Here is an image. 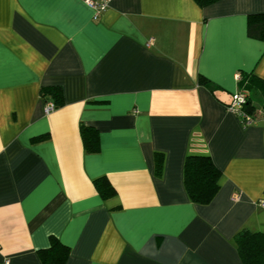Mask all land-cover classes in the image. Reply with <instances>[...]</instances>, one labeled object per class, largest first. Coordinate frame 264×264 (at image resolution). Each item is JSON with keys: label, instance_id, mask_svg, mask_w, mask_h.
Masks as SVG:
<instances>
[{"label": "crops", "instance_id": "obj_1", "mask_svg": "<svg viewBox=\"0 0 264 264\" xmlns=\"http://www.w3.org/2000/svg\"><path fill=\"white\" fill-rule=\"evenodd\" d=\"M93 12L0 0V264H41L51 235L69 246L65 264H242L235 233L264 231V116L243 126L227 104L241 72L264 81V41L247 35L264 0H109ZM46 85L63 91L49 113ZM80 124L97 129L99 151L84 149ZM187 154L222 172L208 204L185 190ZM100 176L114 196H100Z\"/></svg>", "mask_w": 264, "mask_h": 264}, {"label": "trees", "instance_id": "obj_2", "mask_svg": "<svg viewBox=\"0 0 264 264\" xmlns=\"http://www.w3.org/2000/svg\"><path fill=\"white\" fill-rule=\"evenodd\" d=\"M200 7L210 5L218 0H194ZM247 35L251 38L264 41V12L250 13L247 16ZM198 82L207 85L215 92L217 89L210 80L203 75H198ZM238 91L246 93L244 109L257 120L264 116L254 109V100L259 101L264 111V81L259 78H245L241 72L238 79ZM41 95L54 103L55 108L63 103V91L59 85H46L40 88ZM229 104V103H228ZM227 104V105H228ZM80 136L84 149L87 152H97L100 149L99 134L93 126L80 124ZM46 135L38 136L34 140H41ZM163 154L155 153V173L160 175L162 171ZM222 172L214 164L209 154H187L183 164V183L190 200L198 204H208L212 201L220 188ZM94 186L104 199L116 194L115 189L105 176L93 180ZM234 243L242 264H264V231H252L241 228L234 235ZM69 246L62 243L54 235L49 237V244L45 248L37 250L41 264H65Z\"/></svg>", "mask_w": 264, "mask_h": 264}, {"label": "built area", "instance_id": "obj_3", "mask_svg": "<svg viewBox=\"0 0 264 264\" xmlns=\"http://www.w3.org/2000/svg\"><path fill=\"white\" fill-rule=\"evenodd\" d=\"M84 2L93 8V17L97 18L102 12H104L108 7L109 0H84ZM240 75H238V79ZM246 102V93L244 91H237L232 95V99L228 104V108L234 112L243 126L250 125L256 121V119L250 114L249 111L244 109L243 103ZM55 109L54 103L52 101H48L45 104L44 111L45 113H49ZM3 262L2 264H5Z\"/></svg>", "mask_w": 264, "mask_h": 264}]
</instances>
